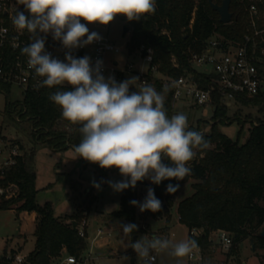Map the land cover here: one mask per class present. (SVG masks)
<instances>
[{"label": "trees", "instance_id": "obj_1", "mask_svg": "<svg viewBox=\"0 0 264 264\" xmlns=\"http://www.w3.org/2000/svg\"><path fill=\"white\" fill-rule=\"evenodd\" d=\"M212 1L221 4L223 0ZM250 1L231 0L232 19L229 23L220 22L219 14L212 9L209 0H156L155 14L140 21H128L123 16L118 17L129 27L130 50L144 47L143 55L150 50V66L155 65L160 75L170 78L191 75L198 87L206 89L215 86V77L194 69L190 62L191 56L193 53H203L209 40L215 36L222 37L225 45L227 42L236 45L242 44L246 35H253L247 11ZM260 22L262 19L258 21L259 24ZM10 24L13 26V19ZM261 72L264 73L262 70ZM116 79L117 82H122L126 77L120 72ZM140 81L152 85L158 91L163 89L161 77L155 76L150 67ZM57 90L71 88L40 87L26 91L21 100L11 101L10 85L0 83V91L8 97L7 113L28 121L35 141L48 145L54 151H64L68 148L74 149L79 143L80 134L78 126L65 120L59 106L49 99ZM175 102L173 91H167L165 108L169 117L174 114ZM235 104L255 107L264 114V89L255 95L236 94ZM211 106V120L214 122L208 132L202 131L200 124L189 127V130L202 133L209 144L207 149L196 150V157L189 162L191 174L182 181L162 180L158 185L151 182L149 186L154 190L155 196L169 206V210L155 214L152 211L141 212L138 206H133L130 201H138L139 190L144 183L139 181L135 188L123 190L120 207L112 214L123 222L134 224L138 211L143 219L163 214L166 216L167 226L170 222L172 197L177 192L167 193V185H180L192 179V194L181 200L177 206L179 222L188 229V238L195 239L200 253L205 254L213 246L212 234L225 231L232 236L228 256L238 258L239 244L247 239L252 240L256 248H264V237L260 235L264 225V120L252 123L249 137L241 144L239 137L245 121L237 116L230 118L226 115L228 106L221 101L217 91L212 93ZM234 120L241 125L236 139L228 137L218 127L219 123H232ZM34 157L32 149L20 153L11 165L0 171V187L13 186L15 191L10 198L0 196V209L14 207L20 211L37 213L33 234L34 249L28 254L31 264H50L51 259L61 256L64 250L68 255L81 260L87 248V235L85 232L81 236L79 230L74 231L72 222L76 221L79 225L81 219L87 217L93 200L85 208H76L70 215L73 219L71 222L56 217L51 202L39 204L36 200ZM81 160L84 167H93L100 178L117 170L102 169L98 164L83 158ZM164 163L169 164V161L165 160ZM191 229L200 230V234L192 236L189 233ZM17 252L19 251L16 249L10 251L12 254ZM254 255L258 256L257 253ZM238 261L241 264L239 259ZM0 264H10L6 255H0ZM260 264H264V256Z\"/></svg>", "mask_w": 264, "mask_h": 264}, {"label": "clouds", "instance_id": "obj_2", "mask_svg": "<svg viewBox=\"0 0 264 264\" xmlns=\"http://www.w3.org/2000/svg\"><path fill=\"white\" fill-rule=\"evenodd\" d=\"M17 3L25 11H16L13 25L30 34V42L21 48V54L27 57L34 78H42L36 87L71 88L57 90L49 99L59 106L65 120L78 126L76 158L98 164L102 169H117L124 179L107 181L114 192L135 188L144 179L158 185L162 180L182 181L191 174L189 162L196 157V150L207 149L209 144L202 133L189 130L184 113L169 117L165 93L174 85L165 84L158 91L150 84L138 85L139 77L117 82L113 76L102 74V60L93 64L87 55L81 58L72 55V50L101 39L99 33L89 31V24L107 26L117 16L140 21L155 14L156 0H17ZM49 34L68 50L65 60L53 58L45 50ZM130 86L136 90L130 92ZM93 186L99 190L101 185L93 182ZM179 187L169 184L166 192L175 193ZM130 203L141 212H157L162 202L149 188L143 202ZM137 227L134 223L121 226L129 236ZM129 247L137 254L139 264H156L161 253L177 258L180 264V258L193 254L199 245L191 238L174 242L145 235Z\"/></svg>", "mask_w": 264, "mask_h": 264}, {"label": "rangeland", "instance_id": "obj_3", "mask_svg": "<svg viewBox=\"0 0 264 264\" xmlns=\"http://www.w3.org/2000/svg\"><path fill=\"white\" fill-rule=\"evenodd\" d=\"M17 3V1L15 2ZM21 10L25 11L22 5ZM25 15H28L25 12ZM84 21H82L83 23ZM126 23L118 16L106 27L98 24H89L90 32H97L99 35L108 36L119 48L118 53H110L109 58L118 60V66L114 71H109L105 76L117 77V73L122 72L126 79L139 77L138 85L141 84L143 75L147 72L149 64L141 56L137 49L130 50V30L125 32ZM43 35V34H41ZM86 38V37H85ZM46 41H53L51 34L47 35ZM154 74V73H153ZM156 75V74H154ZM22 92L13 89L9 95V100H21ZM7 95L0 91V147L5 145H16L22 147L21 153L34 150V170L36 172V200L39 204L47 201L52 203L53 213L56 217H61L68 222L73 219L70 215L76 208H85L93 200L91 210L87 217L81 219L79 227L85 223L87 232V248L82 254V260L77 259L74 264H139L137 254L129 247L130 243H135L142 236L152 237L165 236L174 242L188 239V229L178 220L177 206L181 200L190 196L193 192L192 183L194 180L180 184L179 189L172 197V205L169 215L170 222L167 226L169 233H166V216L140 218L141 212L138 211L136 218L137 230L131 236L125 235L120 224L113 218L108 223L102 219L101 213L107 215L118 210L122 192H114L109 187L107 181L118 182L124 178L119 171L110 172L107 176L100 178L93 167H84L81 158H76L73 148L64 151H54L48 145L35 141L31 136V124L22 120L18 115L11 116L7 113ZM207 110V115L203 110ZM182 112L187 116L189 127H197L200 124L202 131L208 132L211 124L213 111L210 106L197 107L187 100H178L174 105V114ZM226 115L230 118L239 117L245 121L242 124V132L239 142L244 143L249 137L252 123L256 124L264 120V114L252 106H240L232 103L228 106ZM14 117V120H13ZM237 120L232 123H219L218 127L232 139H236L240 129ZM1 159V157H0ZM144 183L139 190V202H143L147 196V191L151 184L150 179L142 180ZM93 182L100 183L98 190L93 186ZM113 216V214H112ZM35 211H20L14 207L0 209V255H7L11 249H16L21 253L29 254L34 249V232L36 229ZM87 223V227H86ZM109 228H112L110 230ZM102 231V232H101ZM96 239V241H95ZM213 245L210 252L201 254L199 250L194 251V257L180 258V264H260L264 256L263 247H255L252 250L249 239L239 244L240 253L238 258L228 256L229 248L225 249L216 233L212 234ZM105 242L106 245L99 247L98 244ZM255 245V244H254ZM257 253L258 256H254ZM68 254L65 253L54 264H69L65 260ZM143 264V262H141ZM156 264H178L177 258L165 253L157 256Z\"/></svg>", "mask_w": 264, "mask_h": 264}, {"label": "built area", "instance_id": "obj_4", "mask_svg": "<svg viewBox=\"0 0 264 264\" xmlns=\"http://www.w3.org/2000/svg\"><path fill=\"white\" fill-rule=\"evenodd\" d=\"M17 0H0V83L8 84L11 91L15 88L22 92V98L26 91L37 90L38 80L34 78L33 70L28 68L27 57L21 54V48L30 42V34L27 31L20 32L14 25L10 24L16 11L21 10ZM262 5V8L260 7ZM250 16V26L253 28V35H246L242 44L233 45L222 42L220 36L211 38L207 48L201 54L193 53L190 59L191 66L205 74L215 77V86L209 88L198 87L191 75H182L178 78H170L160 75L155 65L150 66L152 61L151 51L143 55L144 47L138 49L141 56L148 62L151 71L162 79L165 84L174 85L173 91L175 101L187 100L197 107L211 106L212 93L217 91L224 104L235 103L236 94L255 95L264 89V0H251L247 6ZM262 19L260 24L259 20ZM101 39L92 44L72 50V55L89 56L92 63L96 60L103 61L102 74L106 76L109 71H114L118 66V60L109 58L110 53H118L120 48L108 37L100 35ZM45 50L53 58L65 60L64 49L60 41H45ZM148 67V68H149ZM117 81V79L115 78ZM21 98V99H22ZM20 148L16 145H5L0 147V171L14 162L19 155ZM13 186L0 187V196L10 198L14 195ZM85 223L78 226L79 234L85 235ZM192 236L200 234V230L191 229ZM221 245L228 249L232 245V236L225 231H217ZM160 238H167L160 236ZM199 250V249H197ZM200 252V250H199ZM153 255H155L153 253ZM194 257V252L189 259ZM6 259L10 264H31L28 254L20 252L8 253ZM66 260L70 263L77 262V259L69 255Z\"/></svg>", "mask_w": 264, "mask_h": 264}, {"label": "water", "instance_id": "obj_5", "mask_svg": "<svg viewBox=\"0 0 264 264\" xmlns=\"http://www.w3.org/2000/svg\"><path fill=\"white\" fill-rule=\"evenodd\" d=\"M230 3H231V0H223L221 4H217V3H214L212 0H209L210 6L212 7L213 10L218 12L219 20L222 23H229L232 19V12L230 11ZM100 26H103V25H100ZM103 27H106V26H103ZM127 30H128V27L125 26L124 31L126 32ZM134 90H135V87L130 86L129 91L132 92ZM168 210H169V206L166 203L162 202L160 211H157L154 213L157 214L159 212H164ZM72 228L74 231L78 230V224L76 221L72 222ZM260 235L264 237V225L260 230ZM250 242H251L252 250L254 251L255 250L254 242L252 240Z\"/></svg>", "mask_w": 264, "mask_h": 264}, {"label": "crops", "instance_id": "obj_6", "mask_svg": "<svg viewBox=\"0 0 264 264\" xmlns=\"http://www.w3.org/2000/svg\"><path fill=\"white\" fill-rule=\"evenodd\" d=\"M227 106H231V105H229V104H227ZM207 113H208V111L207 110H203V114L204 115H207ZM205 132V131H204ZM123 193V192H122ZM120 207V206H119ZM119 209V208H118ZM113 213V212H112ZM112 213L111 214H107V215H105V214H103V213H101V215H102V219L105 221V224L106 223H108V221H110L111 219H113V218H115V219H117L118 220V222L122 225V224H124L123 223V221H121L120 219H118V218H116V217H114V216H112ZM159 216V215H158ZM153 218H155V217H153ZM166 218V217H165ZM178 220H179V218H178ZM168 226V225H167ZM167 226H166V228H167ZM86 227H87V223H86ZM110 230H112V228H109ZM102 232V231H101ZM169 233V230H168V228H167V234ZM86 234H87V232H86ZM95 241H96V239H95ZM35 244V243H34ZM106 245V243L105 242H101V243H99L98 244V246L99 247H103V246H105ZM213 245H216L215 243H214V241H213ZM12 250V249H11ZM21 253L22 254H24L23 253V250H21ZM66 253V251L64 250L63 252H62V254H61V256L63 255V254H65ZM24 255H27V254H24ZM61 256H59V257H55V258H52L51 259V262H50V264H54L59 258H61ZM69 256V255H68ZM255 256V255H254ZM82 260V259H81ZM67 263H69V264H74V263H70V262H68L67 260H65ZM76 263V262H75ZM244 264H248V262H245Z\"/></svg>", "mask_w": 264, "mask_h": 264}]
</instances>
